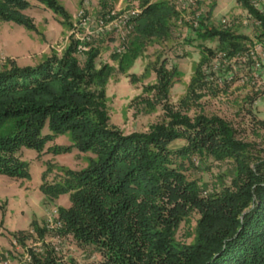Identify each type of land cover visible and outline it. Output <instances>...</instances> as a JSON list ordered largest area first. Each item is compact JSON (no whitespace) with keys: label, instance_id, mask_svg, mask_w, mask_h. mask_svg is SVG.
Segmentation results:
<instances>
[{"label":"trees","instance_id":"1","mask_svg":"<svg viewBox=\"0 0 264 264\" xmlns=\"http://www.w3.org/2000/svg\"><path fill=\"white\" fill-rule=\"evenodd\" d=\"M37 1L69 18L57 0ZM141 1L126 34L131 40L122 63L140 54L150 38L167 36L171 20L178 17L168 1ZM238 1L264 34V12L249 0ZM28 5L29 0H0V21L32 27L23 13ZM101 8L108 12L107 0ZM194 31L218 44L216 50L198 45L202 59L190 79L191 90L200 84L208 55L220 51L231 58L249 41L225 28ZM76 44L71 38L61 57L51 55L38 66H0V174L25 176L28 163L20 149L40 150L52 136L68 132L75 148L95 158L82 170H65L61 182L44 184L43 190L49 197L68 194L69 206L56 209L60 226L54 229L97 249L101 257L91 264H264V150L256 154L221 117L173 112L167 100L179 71L165 61L155 68L157 82L145 88L164 98L166 120L147 131L123 133L110 124L102 88L106 69L94 67L99 47L80 62ZM45 126L48 132L43 133ZM176 140L185 144L171 148ZM194 157L201 164H228L220 177H229V185L207 190L206 183L190 179L186 170ZM193 213L198 217L191 240L181 242L175 237L178 226ZM30 226L41 247L27 249L28 264H80L45 242L46 223L32 220ZM25 232H15L14 240Z\"/></svg>","mask_w":264,"mask_h":264},{"label":"rangeland","instance_id":"2","mask_svg":"<svg viewBox=\"0 0 264 264\" xmlns=\"http://www.w3.org/2000/svg\"><path fill=\"white\" fill-rule=\"evenodd\" d=\"M57 1L67 13V20L54 8L29 0L23 13L32 27L0 21V66L34 67L51 55L61 57L71 38L77 40L75 56L80 62L92 47H99L93 63L97 71L106 69L102 88L110 124L127 134L147 131L150 125L166 120L164 98L145 88L157 82L155 68L165 61L168 68L174 65L179 71L167 100L173 112L192 118L201 114L221 117L233 125L239 138L253 145L256 154H263L264 34L260 35L258 21L238 0H165L178 13L171 20L167 36L150 38L141 53L125 63L121 59L131 40L126 34L133 27L132 17L139 13L141 0H107L110 8L105 14L101 8L103 0ZM260 6L264 11V5ZM198 27L229 29L247 36L249 41L246 50L231 58L220 51L208 55L202 63L200 84L191 90L190 79L202 59L198 45L216 50L218 44L216 38H199L194 31ZM46 132L45 126L43 133ZM183 144L184 140H176L170 147ZM18 154L28 163L27 174H0V264H28L27 249L41 247V240L30 226L32 220L47 224L45 242L54 245L60 256L74 257L80 264L98 261L101 256L97 249L51 228L57 207L69 206L68 194L49 197L43 190L44 184L61 182L65 170L84 169L95 155L75 148L68 132L52 136L40 150L22 147ZM194 158L186 170L190 179L206 183L207 190L229 185V177H220L228 164L211 160L201 164ZM197 217L193 213L188 222L178 226L177 240H191L189 234L194 231ZM20 230L26 232L15 241L13 234Z\"/></svg>","mask_w":264,"mask_h":264},{"label":"built area","instance_id":"3","mask_svg":"<svg viewBox=\"0 0 264 264\" xmlns=\"http://www.w3.org/2000/svg\"><path fill=\"white\" fill-rule=\"evenodd\" d=\"M189 2L194 3L195 0H189ZM249 2L254 8L260 9L261 12H264V11H262V6H260L261 4L264 5V0H249ZM222 22H225V20H222ZM196 24L197 23L195 22L194 25H196ZM57 226H60V222L56 220L54 225H51V228H55Z\"/></svg>","mask_w":264,"mask_h":264},{"label":"crops","instance_id":"4","mask_svg":"<svg viewBox=\"0 0 264 264\" xmlns=\"http://www.w3.org/2000/svg\"><path fill=\"white\" fill-rule=\"evenodd\" d=\"M2 252V251H1Z\"/></svg>","mask_w":264,"mask_h":264}]
</instances>
